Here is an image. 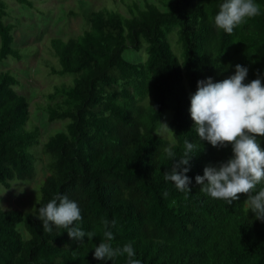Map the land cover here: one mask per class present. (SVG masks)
Listing matches in <instances>:
<instances>
[{
    "label": "trees",
    "instance_id": "16d2710c",
    "mask_svg": "<svg viewBox=\"0 0 264 264\" xmlns=\"http://www.w3.org/2000/svg\"><path fill=\"white\" fill-rule=\"evenodd\" d=\"M32 7L30 0H15ZM224 0H157L137 3L125 16L101 8L88 14L89 28L67 39L53 37L50 48L58 68L71 75L55 85L43 106L48 120H65L64 129L43 143L49 173L33 211L0 207V264H127V254L94 258L109 222L112 246L132 243L141 264H264V222L256 220L246 194L227 205L201 193L196 175L205 166L225 162L231 146L215 148L199 140L191 119L190 95L197 81L214 82L233 75L235 65L248 68L247 82L264 83V0H255L260 15L234 29L217 30L211 18ZM0 0V60L22 58L14 46L15 23ZM175 32L180 57L168 34ZM144 51V61L130 62L124 51ZM17 76L0 71V185L31 180L40 144L31 124L29 100L19 93ZM172 139L159 134L166 111ZM264 148V137H257ZM196 145L190 161V192L164 179L170 171L165 148L177 159L184 141ZM264 187L258 185L257 190ZM165 193L167 195H165ZM57 195L78 203L81 230L96 236L83 242L65 229L43 230L39 208ZM112 221L115 225L112 226ZM22 224L28 237L18 229Z\"/></svg>",
    "mask_w": 264,
    "mask_h": 264
},
{
    "label": "clouds",
    "instance_id": "9594fccd",
    "mask_svg": "<svg viewBox=\"0 0 264 264\" xmlns=\"http://www.w3.org/2000/svg\"><path fill=\"white\" fill-rule=\"evenodd\" d=\"M261 7L255 0H224L214 18L217 30L231 35L237 27L260 15ZM248 68L235 65V72L228 78L214 82L211 77L197 81L195 93L190 95V116L194 122L199 140L207 141L215 148L231 146L232 156L225 162L204 167L203 175H196L200 192L213 199L223 200L232 205L239 200L238 194H246L245 201L254 213L255 219L264 222V148L257 137H264V83L261 78L245 82ZM196 145L184 141L183 153L177 159L172 147L165 148L167 157L172 160L170 171H165L164 179L174 183L179 191H189L191 179L190 161ZM165 195H167L165 193ZM38 220L43 230L51 233L53 228L65 229L70 239L83 242L87 236L92 240L95 231L81 230L83 220L78 203L66 195L53 197L46 206L39 208ZM105 227L103 239L95 247L94 258L110 260L127 254V264H141L135 259L132 243L113 247L114 235L109 222L102 221ZM115 221H112V226Z\"/></svg>",
    "mask_w": 264,
    "mask_h": 264
},
{
    "label": "rangeland",
    "instance_id": "374dc122",
    "mask_svg": "<svg viewBox=\"0 0 264 264\" xmlns=\"http://www.w3.org/2000/svg\"><path fill=\"white\" fill-rule=\"evenodd\" d=\"M8 4L9 17L6 21L16 24L14 29V46L22 53L20 60L11 57L0 60V71L9 70L19 79L16 86L19 93L29 100L30 119L28 126L34 124L40 130V144L31 147L30 151L36 157L35 174L31 180H16L11 182L9 189L0 185V207L4 210L18 209L33 211L40 199V186L49 173V158L43 152V143L55 132L64 129L65 120L49 121L43 106L48 102V94L55 85L70 82L71 75L51 73L50 65L58 68V62L50 48V39L59 37L67 39L81 34L89 28L88 14L101 8H107L130 16L134 3L143 7L146 2L157 0H30L32 7L18 4L15 0H5ZM169 42L174 52L180 57V47L176 44V33L168 34ZM130 62L144 61V51L126 50L123 53ZM171 111L167 110L165 123L159 134L172 139L167 127ZM18 229L24 237H28L23 225Z\"/></svg>",
    "mask_w": 264,
    "mask_h": 264
}]
</instances>
